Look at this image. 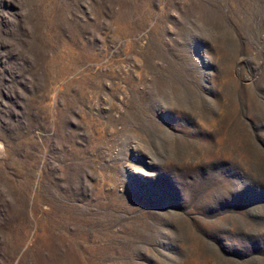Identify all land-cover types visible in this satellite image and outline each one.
<instances>
[{
    "label": "rangeland",
    "instance_id": "obj_1",
    "mask_svg": "<svg viewBox=\"0 0 264 264\" xmlns=\"http://www.w3.org/2000/svg\"><path fill=\"white\" fill-rule=\"evenodd\" d=\"M0 264H264V0H0Z\"/></svg>",
    "mask_w": 264,
    "mask_h": 264
}]
</instances>
